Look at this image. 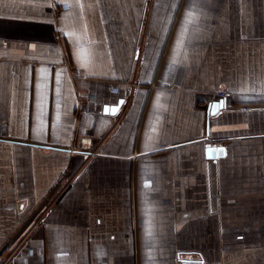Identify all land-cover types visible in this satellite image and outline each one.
Listing matches in <instances>:
<instances>
[{"label": "crops", "instance_id": "crops-1", "mask_svg": "<svg viewBox=\"0 0 264 264\" xmlns=\"http://www.w3.org/2000/svg\"><path fill=\"white\" fill-rule=\"evenodd\" d=\"M0 264H264V0H0Z\"/></svg>", "mask_w": 264, "mask_h": 264}, {"label": "water", "instance_id": "water-1", "mask_svg": "<svg viewBox=\"0 0 264 264\" xmlns=\"http://www.w3.org/2000/svg\"><path fill=\"white\" fill-rule=\"evenodd\" d=\"M123 99H120L117 105L109 106L111 109V112H114L115 109L119 107V105L122 103ZM215 105V107H213ZM226 106V99L220 98L218 101H214L211 104V113H216L218 110H221Z\"/></svg>", "mask_w": 264, "mask_h": 264}, {"label": "rangeland", "instance_id": "rangeland-1", "mask_svg": "<svg viewBox=\"0 0 264 264\" xmlns=\"http://www.w3.org/2000/svg\"><path fill=\"white\" fill-rule=\"evenodd\" d=\"M220 93H222V94H224V95H228V92L224 89V88H219V89H217V91L215 92V95L217 96V97H220Z\"/></svg>", "mask_w": 264, "mask_h": 264}, {"label": "built area", "instance_id": "built-area-1", "mask_svg": "<svg viewBox=\"0 0 264 264\" xmlns=\"http://www.w3.org/2000/svg\"><path fill=\"white\" fill-rule=\"evenodd\" d=\"M226 95H224V94H222V93H220V97H225Z\"/></svg>", "mask_w": 264, "mask_h": 264}, {"label": "snow or ice", "instance_id": "snow-or-ice-1", "mask_svg": "<svg viewBox=\"0 0 264 264\" xmlns=\"http://www.w3.org/2000/svg\"><path fill=\"white\" fill-rule=\"evenodd\" d=\"M213 107H215V105Z\"/></svg>", "mask_w": 264, "mask_h": 264}]
</instances>
